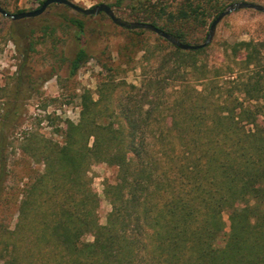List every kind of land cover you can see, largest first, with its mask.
I'll return each mask as SVG.
<instances>
[{
    "label": "trees",
    "instance_id": "16d2710c",
    "mask_svg": "<svg viewBox=\"0 0 264 264\" xmlns=\"http://www.w3.org/2000/svg\"><path fill=\"white\" fill-rule=\"evenodd\" d=\"M232 1L107 4L122 19L198 43L192 32ZM52 7L60 8L54 20L27 18L42 21L40 33L30 28L20 52L25 67L37 45L49 44L58 67L42 81L64 64L74 76L90 58L88 29L97 37L108 28L90 25L93 15ZM120 28L126 42L116 57L104 50L97 58V97L79 95V120L64 121L61 141L25 134L20 152L43 168L21 174L15 184L9 182L10 136L20 124L22 94L35 88L32 72L22 67L0 98V264H264V41L231 46L232 63L222 69L202 61L205 47L184 50L160 36L149 45L141 39L144 29ZM140 50L135 84L121 74ZM97 163L116 169L114 181H103L110 204L103 224L88 175Z\"/></svg>",
    "mask_w": 264,
    "mask_h": 264
},
{
    "label": "rangeland",
    "instance_id": "374dc122",
    "mask_svg": "<svg viewBox=\"0 0 264 264\" xmlns=\"http://www.w3.org/2000/svg\"><path fill=\"white\" fill-rule=\"evenodd\" d=\"M40 1L2 0V3L10 12H13L16 9H35ZM72 1L83 7H91L95 4L101 2L107 3L111 0ZM253 2L264 5V0ZM59 11L60 8L57 7L47 8L41 14L43 16L42 19L54 20L59 17ZM93 16L89 20L90 25L97 27L107 25L108 28L107 34H100L97 37L92 35L91 29H88L89 60L79 68L74 76L70 77L68 75L66 64H64L58 68L56 75H53L46 81H42L41 75L48 72L52 66L58 67L55 57L48 50L49 44L37 45V50L30 54L25 67L22 66L20 54L23 47L27 45L25 35L29 32L30 28H35L37 34H39V27L42 21L24 18L13 26L9 18H0V98H4L5 90L7 91L20 75V72L22 73V67L25 69V72H32L35 77V88L31 90V94H22L21 101L24 110L20 124L10 136V183L15 184L18 181L20 182L21 174H30L33 171H41L43 168L42 163H36L20 152L19 145L25 134L30 131H38L47 138L61 141L59 129L63 126L64 121L77 122L79 120V95L83 91H89L93 98L97 97L96 87L101 76V68L97 58L100 57V54L104 50L110 51L111 57H116L117 49L127 40L121 28L118 25L117 27L114 26L116 24L109 18L102 16L100 13ZM211 21L212 19L208 18L205 26L192 32L191 42L201 43L205 40ZM12 31L14 32L16 43L13 42V39L9 35V32ZM58 32L61 34L60 30ZM158 37L156 33L145 30L141 39L149 45H154L159 42ZM242 40L264 41L263 12L250 8H242L224 16L217 24L213 38L200 54V58L211 68L221 67L225 69L226 65L232 63L228 56L231 54V46ZM69 43H73L71 37H67V44ZM67 44L65 46L59 44L58 49L66 48ZM141 55L142 50L136 52L131 59L130 66H127L125 68L126 71L121 74L128 82L135 84L139 82ZM122 66L125 67L124 63ZM227 79V76H223L219 79V82L225 86L227 85L225 83ZM26 85L27 83L24 82L21 87L25 88ZM27 166L31 170H26ZM115 173V167L108 166L105 163H97L88 171V175L92 178V187L100 197L98 216L99 222L102 224L105 223L106 215L110 210V204L102 193L103 181L105 179L114 181ZM223 216L227 224V230L229 228L227 213H224ZM10 223L13 225V221ZM84 239L91 240L92 236L86 234Z\"/></svg>",
    "mask_w": 264,
    "mask_h": 264
},
{
    "label": "water",
    "instance_id": "95a60500",
    "mask_svg": "<svg viewBox=\"0 0 264 264\" xmlns=\"http://www.w3.org/2000/svg\"><path fill=\"white\" fill-rule=\"evenodd\" d=\"M57 3V4H62L70 7L74 11L82 14V15H97L99 13H104L106 14L111 21L123 28L126 29H144L147 31H151L156 33L158 36L163 37L167 39L171 44L175 45L176 47L184 50H197L203 47H206L212 40L215 29L219 21L232 11H236L238 9L242 8H250V9H255L257 11L263 12L264 13V5L253 2V1H248V0H237L232 3H230L223 11H221L211 22L208 33L206 35V38L203 42L201 43H187L181 41L178 37L166 32L165 30L159 28L158 26L150 23V22H139V21H129L122 19L121 17L117 16L113 9L105 2H101L98 4H95L91 7H83L72 0H44V2L35 9L32 10H26L18 13H11L6 11L1 3H0V15L4 17H8L12 20H19L23 18H28V17H37L41 15L42 13L45 12L47 7L50 4Z\"/></svg>",
    "mask_w": 264,
    "mask_h": 264
}]
</instances>
